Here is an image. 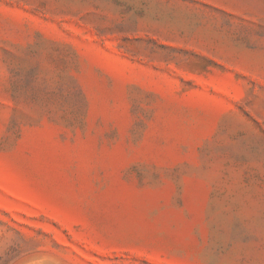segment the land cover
<instances>
[{
    "label": "rangeland",
    "instance_id": "374dc122",
    "mask_svg": "<svg viewBox=\"0 0 264 264\" xmlns=\"http://www.w3.org/2000/svg\"><path fill=\"white\" fill-rule=\"evenodd\" d=\"M0 264H264V0H0Z\"/></svg>",
    "mask_w": 264,
    "mask_h": 264
}]
</instances>
